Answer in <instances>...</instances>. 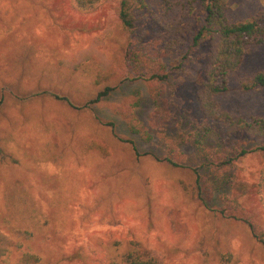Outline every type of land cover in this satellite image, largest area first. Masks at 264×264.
<instances>
[{
	"label": "rangeland",
	"instance_id": "374dc122",
	"mask_svg": "<svg viewBox=\"0 0 264 264\" xmlns=\"http://www.w3.org/2000/svg\"><path fill=\"white\" fill-rule=\"evenodd\" d=\"M145 1L138 34L150 53L168 50L167 64H180L179 71L155 93L134 79L116 83L91 108H75L39 93L54 91L80 106L96 97L99 61L122 53L128 40L117 0L87 12L73 0H0V229L12 237L15 228L33 234L0 264H23L26 252L37 254L38 264H109L134 240L160 253L165 264H264V246L242 220L264 230V153L250 152L216 170L210 151L221 145L217 133L200 131L196 96L208 48L193 38L206 14L199 2ZM228 3L237 17L264 7V0ZM250 65L264 66V48L247 58ZM256 96L235 94L225 105L264 116V91ZM127 110L137 131L126 121ZM91 141L107 144L111 154L87 150ZM240 142L254 144L222 148L235 156ZM173 144L183 152V166L151 155L162 156ZM194 168L204 204L186 191L195 183Z\"/></svg>",
	"mask_w": 264,
	"mask_h": 264
},
{
	"label": "trees",
	"instance_id": "16d2710c",
	"mask_svg": "<svg viewBox=\"0 0 264 264\" xmlns=\"http://www.w3.org/2000/svg\"><path fill=\"white\" fill-rule=\"evenodd\" d=\"M75 6L82 11L95 9L103 0H73ZM229 0H189L193 4L199 2L206 14L203 26L195 33L193 44L195 46L207 45V68L199 82L196 96L198 109L204 119L201 133L208 135L216 132L221 145L213 148L210 161L213 168L221 170L231 164L236 157L244 156L250 152L261 151L264 153V116L257 113L234 112L225 105L226 99L235 94L251 95L257 101L264 91V66L254 68L245 66V61L251 55L264 48V7L248 17H237L229 8ZM147 6L145 0H117V16L128 40L122 45V53L113 59L99 61L96 75V84L101 88L95 98L84 106L75 104L68 96L54 91H42L39 95H52L58 100L67 102L75 108L90 107L109 96L118 84L134 79L147 81L152 92H156L161 82H165L171 74L178 72L180 64L169 67L166 62L168 50L158 52L160 56L149 52L139 33V20L141 10ZM165 57V59H163ZM118 83V84H116ZM254 94V95H252ZM38 95V94H35ZM33 95H31L32 97ZM4 99H0V106ZM130 128L134 127V114L131 110L124 111ZM130 121V122H129ZM113 125V123H111ZM132 124V125H131ZM122 141L126 139L119 138ZM252 140L254 144L249 147L242 145L235 156L224 152L222 146L233 145L239 141ZM134 146L132 140H127ZM87 150L96 151L102 155L111 154L110 147L97 141H91ZM167 153L162 156L154 155L158 161L166 162L175 167L183 166L184 155L178 145L168 147ZM136 149V147H134ZM137 151V150H136ZM137 156L141 153L136 152ZM147 154V153H146ZM195 183L186 186L193 200L205 203L202 196L203 189L200 173L193 169ZM264 183V165L262 168ZM242 192L247 194L250 189L240 185ZM264 189V185L262 186ZM215 210V209H213ZM224 217L234 218V213L225 210L219 211ZM251 228L252 233L264 246V230L254 220L244 218ZM15 237L0 229V261L4 260L16 246L22 245V239L32 237V232L21 228L14 229ZM20 238V241L17 239ZM41 258L31 252H26L21 257L23 264H38ZM109 264H165L163 257L157 251L149 248L141 241L134 240L125 252L110 259Z\"/></svg>",
	"mask_w": 264,
	"mask_h": 264
}]
</instances>
